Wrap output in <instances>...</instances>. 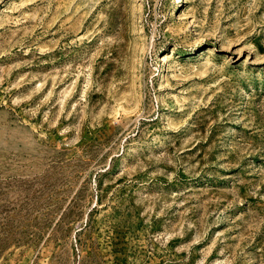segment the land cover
<instances>
[{
  "label": "rangeland",
  "instance_id": "rangeland-1",
  "mask_svg": "<svg viewBox=\"0 0 264 264\" xmlns=\"http://www.w3.org/2000/svg\"><path fill=\"white\" fill-rule=\"evenodd\" d=\"M0 264H264V0H0Z\"/></svg>",
  "mask_w": 264,
  "mask_h": 264
}]
</instances>
